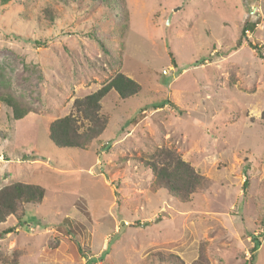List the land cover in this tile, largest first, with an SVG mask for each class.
I'll return each instance as SVG.
<instances>
[{
  "label": "rangeland",
  "instance_id": "obj_1",
  "mask_svg": "<svg viewBox=\"0 0 264 264\" xmlns=\"http://www.w3.org/2000/svg\"><path fill=\"white\" fill-rule=\"evenodd\" d=\"M87 1L0 0V94L31 109L17 121L0 103V190L46 191L25 224H0V264H192L202 251L210 264H264V0H124L125 19ZM118 72L140 93L101 101L107 128L86 149L55 146L49 122ZM160 148L209 189L185 203L154 190L144 163Z\"/></svg>",
  "mask_w": 264,
  "mask_h": 264
},
{
  "label": "trees",
  "instance_id": "obj_2",
  "mask_svg": "<svg viewBox=\"0 0 264 264\" xmlns=\"http://www.w3.org/2000/svg\"><path fill=\"white\" fill-rule=\"evenodd\" d=\"M12 1L17 0H1V3L7 5ZM56 1L64 7L74 3V0ZM86 3L91 9L100 7L104 8L105 12H111L112 14L107 15L109 19H112L111 17H118L117 13L122 14V17H119V19L123 18V15L125 19V13L122 9L124 0H88ZM42 14L46 21L51 23H54L59 18L56 10L49 6L43 9ZM35 22H38L37 19ZM254 28L253 23L246 22L242 29V36H245L246 32ZM100 29L101 25H95L88 35H91L94 40L98 41L108 55L110 53L104 47V32H100ZM33 41L36 45H42L41 40L37 39ZM250 45H252L251 42ZM252 48L258 51L260 58H263L261 48L256 45H252ZM117 63V59L112 58L111 65ZM111 91H115L121 99L125 100L138 95L141 91V86L123 73H116L98 91L84 98L75 99L72 113L49 122V140L59 148L86 149L107 128L108 118L101 114V101ZM0 103H3L12 110L13 118L17 121L24 119L31 111L20 98L11 93L0 94ZM262 118L264 119V110ZM144 165L155 176L154 190L165 191L169 197L181 203L188 202L194 194L208 190L211 185L209 179L202 176L192 165L184 161L180 155L166 148H160L151 153ZM244 187H247V185H244ZM45 195V189L38 184L15 182L6 185L0 190V224L6 223L11 216L17 220L18 224H25L26 205H41ZM65 222H69V220L66 218ZM5 233L8 232L6 231ZM260 245V240L254 237V247L251 250L252 263H254L257 257V250ZM157 257L163 263L183 264L179 257L175 255L163 256V254L159 253ZM192 264L210 263L207 255L202 251Z\"/></svg>",
  "mask_w": 264,
  "mask_h": 264
}]
</instances>
